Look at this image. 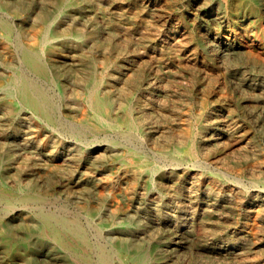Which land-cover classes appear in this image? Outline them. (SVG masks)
<instances>
[{
    "label": "bare ground",
    "instance_id": "obj_1",
    "mask_svg": "<svg viewBox=\"0 0 264 264\" xmlns=\"http://www.w3.org/2000/svg\"><path fill=\"white\" fill-rule=\"evenodd\" d=\"M138 1L140 7L122 15L107 0H0V200L6 205L43 200L47 193L42 190L58 179L76 178V186L93 184L103 192L100 197L94 195L98 206L95 211L94 207L85 209L94 213L93 223L108 233L110 243L127 251L133 264H149L153 260L142 244L130 250V239L144 240V231L133 227L137 222L134 215L120 217L119 199L110 191L111 180L106 182L102 169L106 168L125 185H135L132 194L121 193V198L144 201L157 216L182 207L193 209L194 195L199 190L208 201L202 206V218L206 223L222 225V210L240 205L241 196L235 189L225 195L215 194L212 184L233 181L237 191L243 178L258 174L260 181L253 179L251 183L264 184V167L260 164L241 170L247 162L245 157L264 161V154L247 147L240 151L243 158L224 162L223 167L236 178L225 171L216 180L182 173L179 168H160L159 162L177 167L187 161L199 163L211 145L221 146L224 139H230V131L236 130L238 124L219 121L212 112H202L193 121L191 117L178 119L165 113L169 102L178 104L173 99L174 85L184 86L193 77L191 71L196 69V55L202 43H193L194 34L189 40L187 31L155 18L154 13L161 8L159 2ZM106 5L112 11L109 16H104ZM227 11L225 4L209 19L228 23ZM142 16L147 20H143L141 28L122 24L125 19L132 21ZM155 23H161L164 31L170 29L169 33L159 35ZM204 35L199 32L202 38ZM248 42L242 44L237 36L215 40L226 62L244 55L239 57L246 63L244 68L254 70L255 63L247 61L251 57L264 60V52ZM167 51L171 53L169 59ZM219 126L229 134L218 132ZM170 130L175 135L168 133ZM60 132L76 146L59 147ZM100 136L110 139L107 143L96 142ZM149 144L151 156L144 149ZM259 166L261 169L257 170ZM178 179L183 187L176 197L174 185ZM157 188L168 192L157 193ZM246 199L250 204L245 225L262 228L264 198ZM144 210V206H139L134 213L145 219ZM103 218L123 227L105 228ZM42 220L29 225L20 221L18 212L8 211L0 221V245L16 251L22 245L31 249L49 240L72 252L75 258L81 257L80 264H93L87 252L74 244L73 239H78V244L85 243L82 234L63 230L55 220ZM16 228H21V232H16ZM173 230L186 231L183 227ZM245 245L250 244L247 241L241 246L242 256ZM103 263L111 264L110 258L104 255Z\"/></svg>",
    "mask_w": 264,
    "mask_h": 264
},
{
    "label": "rangeland",
    "instance_id": "obj_2",
    "mask_svg": "<svg viewBox=\"0 0 264 264\" xmlns=\"http://www.w3.org/2000/svg\"><path fill=\"white\" fill-rule=\"evenodd\" d=\"M140 1L143 3L144 0ZM152 1L159 2V6H161L154 13L155 18L159 17L162 21L171 22V25H175L178 29L187 31L189 40L190 35L194 34L196 41L193 43H202L199 54L196 55V69L191 71L193 77L191 79L189 77V82L183 84L184 86L174 85L173 99L178 104L173 105L174 103L169 102L170 106L165 110V113L174 114L178 119L188 118L190 120L191 117L193 121L202 112H207V115L212 112L219 121L231 120L238 124L236 130L230 131L232 137L224 139L226 141L221 146L211 145L209 152L200 157L199 163L187 161L183 166L177 167L169 163L159 162V166L166 171L179 168L182 173H197L203 179L208 177L216 179V176L222 171L230 173L234 176L233 178H236L233 172L223 167L224 162H236L243 158L244 156L240 151L247 147L264 154V60L251 57L247 62L255 63L254 70L244 68L246 63L239 59L244 55L235 56L236 59L233 58V60L230 59L226 62L221 57L215 40L219 42L223 41L225 37L234 38L237 36L242 44H245L244 41L247 40L260 52H264V41L262 42L264 37V35L262 37L264 34V0ZM137 2L139 1L107 0L108 4L115 6L114 11L118 8V13L122 15L125 14V11H132L135 7H140ZM225 4H227L228 11L227 14H224L228 23H222L223 21L220 19L217 23L211 22L209 15L217 11L218 8H223ZM104 9L106 14L104 16H109L112 13L109 10L111 9L109 5H106ZM144 19L143 16L132 21L125 19L122 24L124 26L129 24L133 28L139 27ZM111 20L116 19L111 18ZM155 29L159 35H164L168 31H164L165 27L161 23H158ZM199 32H204L206 35L202 38L199 36ZM166 54L169 59L171 53L167 51ZM173 58L174 56L170 60ZM225 65H227V69ZM154 112L159 114L160 110ZM186 114L189 117H186ZM217 131L225 135L229 134L220 126ZM168 133L175 135L174 130H170ZM58 135L59 142H62L59 147L62 144L75 145L63 133L60 132ZM109 139L100 136L95 140L96 142L107 143ZM81 145L83 146V144ZM144 149L151 156V144ZM245 160L247 162L241 167V170H245L253 164H260L264 167L262 159L255 160L253 157H245ZM260 166L257 170L261 169ZM105 169H102L103 177L106 178V182L111 180L109 189L111 192H115L120 202V217L134 215L137 222L135 223L136 226L133 227L136 229L138 226L137 231H144V240L130 239V250L135 248L137 244H142L143 249L148 251L151 260H153L149 264L151 262L162 264H264V225L262 228L245 225L248 214L247 208L250 204L246 198L256 196L264 198V184L251 183L253 179L260 181L259 174L243 178L239 182L237 191L236 187L233 188L236 186L233 181L222 183L217 181L215 185L212 184L211 189L215 194L225 195L235 189L234 192L241 196L240 205L233 210H222L223 215L220 221L222 225H220L217 222L206 223L202 218V206L208 204V201L206 200L207 196L199 190L194 195L195 205L193 209L182 207L179 210H173L171 213L157 216L148 210L144 201L130 196L129 199L121 198V193L132 194L135 185L123 184L116 175L110 174ZM120 179L124 180L123 178ZM178 180L175 181L174 185L177 189L176 197L179 196L180 189L183 187L182 181L179 182ZM74 181L76 178L67 181L54 180L49 184L47 190H42L43 193H47L43 200H29L24 204L15 202L14 205H6L0 200V221L12 209L20 214V221L29 225H36L42 219L55 220L57 221L56 224L63 230L80 233L84 236V244H78V239H73L74 244L78 249L82 248L87 252L86 254L93 264H104V255L110 258L111 264H133L129 260L127 251L110 243L108 233L102 232V229L93 223L91 216L94 213L85 211V209L89 210L92 207L95 211V207L98 206L94 203V195L97 194L100 197L103 192H99L97 186L93 184L76 186ZM200 188L203 189L204 186L200 185ZM160 189L162 188L156 189L157 193L163 191V194H167L168 189ZM139 206H144L145 219L134 213V208ZM6 207L11 208L6 209ZM103 220L105 221L103 222L105 228L110 226L123 227L107 218H103ZM145 220H149L151 225L146 224L147 221ZM165 220L168 221V224H164ZM158 222L161 225H157ZM174 227H183L186 231L178 233L173 230ZM15 231L21 232V228H16ZM245 240L250 245H245L247 249L242 256L239 254V249L246 244L247 241ZM78 260L81 262V257L75 258L72 252L64 248L61 249L49 240H44V243L31 249L22 245L16 251L0 245V264H80Z\"/></svg>",
    "mask_w": 264,
    "mask_h": 264
}]
</instances>
